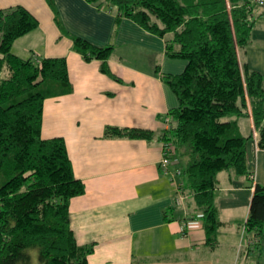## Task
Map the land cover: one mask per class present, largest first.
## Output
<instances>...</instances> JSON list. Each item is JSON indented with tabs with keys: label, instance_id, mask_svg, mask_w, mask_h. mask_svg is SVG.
Listing matches in <instances>:
<instances>
[{
	"label": "crops",
	"instance_id": "obj_1",
	"mask_svg": "<svg viewBox=\"0 0 264 264\" xmlns=\"http://www.w3.org/2000/svg\"><path fill=\"white\" fill-rule=\"evenodd\" d=\"M22 4L38 25L16 37L15 54L65 56L67 90L44 100L41 135L63 137L76 177L84 191L69 200L70 225L79 244L93 243L89 264H243L264 251L260 235L244 228L254 182L264 184V147L257 144L251 105L247 113L229 114L247 145L246 173L234 167L217 172L213 201L218 218L217 241H206L203 208L195 200L178 152L175 177L162 171L163 116L179 104L165 80L180 72L185 58L166 52L172 32L158 35L129 16L118 14L109 0H0L1 6ZM255 5L248 41L238 47L240 63L262 73L264 85V15ZM82 36L111 45L107 70L101 59H86L74 44ZM170 116V115H169ZM109 127L143 128L148 136L110 132ZM173 168V167H172ZM255 239V244L253 243ZM255 251H258L255 253Z\"/></svg>",
	"mask_w": 264,
	"mask_h": 264
},
{
	"label": "trees",
	"instance_id": "obj_2",
	"mask_svg": "<svg viewBox=\"0 0 264 264\" xmlns=\"http://www.w3.org/2000/svg\"><path fill=\"white\" fill-rule=\"evenodd\" d=\"M93 1V0H90ZM118 14L146 30L164 35L166 52L185 58L184 68L165 80L179 104L169 110L162 137L171 138L185 157L184 172L203 208L206 241H217L219 220L213 201L217 172L234 167L246 173L247 145L235 119L250 103L257 144L264 147L262 73L240 63L254 22L251 0H109ZM255 13V12H254ZM261 14V10H260ZM38 25L26 6L0 5V264H31L37 249L40 264H89L93 243L79 244L70 225L69 200L84 191L74 174L61 136L43 137L44 100L67 90L65 56L21 57L14 39ZM74 44L86 59H101L107 70L111 45L82 36ZM248 111V110H247ZM110 132L148 136L143 128L109 127ZM244 227L260 235L264 225V184L254 182ZM255 244V239L253 238Z\"/></svg>",
	"mask_w": 264,
	"mask_h": 264
},
{
	"label": "built area",
	"instance_id": "obj_3",
	"mask_svg": "<svg viewBox=\"0 0 264 264\" xmlns=\"http://www.w3.org/2000/svg\"><path fill=\"white\" fill-rule=\"evenodd\" d=\"M251 4L259 5L261 7V14L264 15V0H251ZM163 123L164 127L167 128L170 122V116L165 114L163 116ZM162 157L160 159V166L162 171L169 173L171 178L176 183V186L180 187L182 182L179 180H175V177L182 173L183 169L181 166H172L171 164L174 163V160L177 159V146L176 143L171 139H167L162 137ZM173 167V168H172ZM245 228V227H244Z\"/></svg>",
	"mask_w": 264,
	"mask_h": 264
},
{
	"label": "rangeland",
	"instance_id": "obj_4",
	"mask_svg": "<svg viewBox=\"0 0 264 264\" xmlns=\"http://www.w3.org/2000/svg\"><path fill=\"white\" fill-rule=\"evenodd\" d=\"M255 16V13H254V11H253V15H252V17H254ZM186 161V160H185ZM185 161H182V163H181V165H185ZM261 237H263L262 235H260ZM264 246V242L262 243V247ZM258 251H255V253H257ZM32 261H31V264H40V261L38 260L37 261V249L35 248V249H32ZM249 255H250V260H249V262L251 263V264H256V261H255V259L254 258H256V254H252V253H248ZM244 260H245V255L244 254H242L241 256H240V264H243V262H244ZM260 264H264V251H263V254L261 255V260H260Z\"/></svg>",
	"mask_w": 264,
	"mask_h": 264
}]
</instances>
